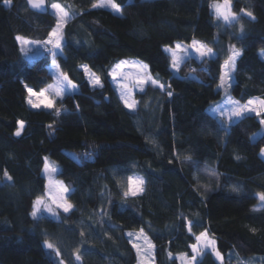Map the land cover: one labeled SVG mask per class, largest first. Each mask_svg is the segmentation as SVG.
<instances>
[{
  "label": "trees",
  "instance_id": "1",
  "mask_svg": "<svg viewBox=\"0 0 264 264\" xmlns=\"http://www.w3.org/2000/svg\"><path fill=\"white\" fill-rule=\"evenodd\" d=\"M97 1L46 0L40 14L26 0H0V264H136L127 232L138 230L154 264L191 257L202 233L221 262L205 251L194 264H264V112L228 122L208 111L225 93L239 103L264 99V0H227L237 17L230 24L214 10L219 0H112L120 14ZM52 4L69 14L56 67L77 88L34 109L27 86L38 92L52 81V55L26 58L17 37L51 40ZM192 42L213 56L190 55L173 72L164 47ZM233 48L241 54L225 91L221 69ZM126 58L144 63L157 84L134 94L133 112L110 83ZM45 158L72 206L56 219L31 217L45 194ZM134 174L142 191L125 196Z\"/></svg>",
  "mask_w": 264,
  "mask_h": 264
},
{
  "label": "rangeland",
  "instance_id": "2",
  "mask_svg": "<svg viewBox=\"0 0 264 264\" xmlns=\"http://www.w3.org/2000/svg\"><path fill=\"white\" fill-rule=\"evenodd\" d=\"M132 1L134 0H127V2H132ZM103 3H105V0H98L95 5H100ZM52 5L50 6V10L57 16L58 24H57V28H55L54 30L57 33V35L51 36V43H49L50 40L47 43H38V42H33V41H30V40H27L21 37H19L21 39H17V42L20 46L22 53L28 59L39 57L42 53H44V51L49 50V49L54 50L57 53V55L58 53H60V49L54 48V45H55L57 38H59L60 40V35H59L60 28L62 27V24L66 22V20L69 18V14L62 21L61 16L63 15V13L60 10L53 8ZM61 8L63 9L64 12H67L62 6ZM102 8L109 9L116 14L121 13V11L117 12L110 6H106ZM214 10L218 18L221 20L223 24H230L236 21L237 17L231 12L230 4L227 0H219V2L214 5ZM223 15H229L230 21H225L223 19ZM233 15L235 16V19L231 18ZM177 45L180 46L179 49L177 48ZM201 46L203 45L200 42H195V43L192 42L190 45H187L185 43H177L173 47H168V46L164 47L165 51L168 52L171 57V70L173 72L177 71L181 63L186 58H189L190 55L201 59L202 56L200 55L199 52L196 51V48H199ZM204 50H207V49L204 47ZM233 50L239 51L241 54L240 49L233 48ZM173 53H175L176 56L179 57V63L177 64L175 68L173 67ZM259 53L264 58V50L259 51ZM206 56H213V52H211V54L206 55ZM237 57L238 56L234 57V62L237 59ZM230 58H233V51L229 57V61H228L229 64L226 65V63L224 62L222 69H221L222 76H224V79H225V83H224V86L221 87V81H220L219 86L225 91H226V87L232 83L231 67L233 64H231ZM48 70L52 75V81L49 84H47L45 87H43L40 91L38 92L34 91L30 87L27 86V89H28L27 104L31 108L50 109V108L44 107L45 97H47V99L52 100L53 105H54L55 102L58 99L62 98L66 92L73 93L76 91V89L69 90L65 82L64 94L61 97L56 96L55 93L50 89V86H54L57 84L58 77L61 80H63V76L58 70V68L56 67V64L53 65V63H50ZM85 73L88 77V80L93 84L96 77L90 76L88 71H85ZM225 73H227V75H225ZM140 80H146L147 82L141 85L139 83ZM153 80L155 81L153 76L149 73L147 66L144 63L136 59H133V58L122 59L115 66H113L110 70L111 86L124 106H125L124 99H127L129 103L135 102V105H136L134 94L136 92H141L147 84L157 85V84L152 83ZM99 85H96V86H99ZM124 85H127V88H125ZM29 89H31L32 93L34 94L30 93ZM41 92H44V96L40 95ZM122 95L124 99H122ZM30 100L32 103H29ZM249 101H251L252 103H249ZM35 104H39L40 107L39 108L33 107V105ZM234 104H238L245 108L243 115L252 114V113L257 114V113L264 112V99L253 98V99L248 100L246 103H239L238 101L231 98L227 93H225L223 99L214 106V111L219 112L218 114H221V112H223L224 115L223 116L221 115V117L225 116L224 118L228 119V112L233 109ZM235 118H238V117H232V119L229 122L236 120ZM22 128L23 126L21 127V122H19L18 131H20ZM262 131L264 130L261 129L259 133H261ZM263 154L264 152H262L261 155L263 156ZM46 164L48 165L47 171H46ZM58 170H59L58 166L52 160H50L49 158L44 159L42 175L45 178V194H44V197L39 198V200H41L42 203L36 206L39 209L37 212V218L44 215L49 218L56 219L58 218V215H57L58 211H64L62 207H59V205L69 204L66 200V196L68 195L69 190L56 177V173L58 172ZM130 178L133 180H137V181H139L140 179L143 180V178L139 174L131 175L128 179V185H127V190L129 194H131L130 189H142L143 188L144 180L142 184L136 183V184L130 185L129 183ZM65 189H67V191H64ZM141 191L142 190L137 191V194L140 193ZM35 202L33 204V210H34ZM49 207L54 210L55 214L47 211ZM32 212H31V217L33 218ZM127 236L131 240L132 245L137 255L136 264H154L153 263L154 261L153 245L150 242V240L147 238V236L142 232V230L129 231L127 232ZM199 236H201V234ZM194 245L196 246V251L193 250V246H192L191 257L187 258L183 255L178 256L179 264H194L198 259H200V257L205 251H210L211 253H213L215 259L219 263L221 262L220 256L217 255L215 251L213 240L210 237H208L206 234H204L200 240H197ZM193 257H195V259H193Z\"/></svg>",
  "mask_w": 264,
  "mask_h": 264
},
{
  "label": "snow or ice",
  "instance_id": "3",
  "mask_svg": "<svg viewBox=\"0 0 264 264\" xmlns=\"http://www.w3.org/2000/svg\"><path fill=\"white\" fill-rule=\"evenodd\" d=\"M7 2H8V0H6V3ZM29 3L32 5V7L39 8L43 4V0H29ZM97 6H99V7L110 6L115 11H117V12L120 11L119 6L116 5L115 3H113L112 0H105V3H103V4L93 5V7H97ZM52 7L55 8V9L60 10L63 13V15L61 16V20L62 21L67 17L68 13L63 11V9L61 8V5L53 4ZM248 15L251 16V13H248ZM231 18L235 19V16L233 15ZM223 19L225 21H230V16L229 15H223ZM241 31H243V28L241 29ZM50 35L51 36H56L57 33L55 31H53ZM17 39H21V38L17 37ZM49 43H51V40L49 41ZM54 48H60V40H59V38H57V40L55 42V45H54ZM177 48L179 49L180 46L177 45ZM48 51L51 53V55H52V63H53V65H55L56 64V55H57V53L54 50H52V49H49ZM196 51L199 52L202 57L206 56V55H209L212 52L211 49L204 50L203 46H201L199 48H196ZM239 55H240L239 51L233 50V58H230L231 64H234V57L239 56ZM178 63H179V57H177L176 54L173 53V67L175 68ZM227 64H229V62H226V65ZM85 71H87L86 68H85ZM225 75H227V73H225ZM65 82H66V86H67V88L69 90H75L77 88V85L73 84L70 80H68L66 75L63 77V80H61L58 77L57 78V84L54 85V86H50V89L55 93L56 96L61 97L64 94ZM146 82H147L146 80H140L139 81V83L141 85H143ZM152 83L156 84V81L153 80ZM224 83H225L224 76H221V87L224 86ZM93 84H94V86L100 84V80H99L98 77L94 80ZM124 87L127 88V85H124ZM160 87L163 88V85H161ZM29 92L32 93V90L29 89ZM32 94H34V93H32ZM40 95L44 96V92H41ZM168 95L171 96L172 93L169 92ZM122 99H124L123 95H122ZM29 103H32L31 100L29 101ZM249 103H252V102L249 101ZM124 104L128 108H133L135 106V102L129 103V101L127 99H124ZM33 107L39 108L40 105L39 104H35V105H33ZM44 107L45 108H52L53 107V101L50 100V99H47V97H45ZM56 111H57V114H59V109H56ZM244 111H245L244 107H242V106H240L238 104H234L233 109L228 112V119L231 120L232 117H240V116L243 115ZM221 115L223 116L224 113L221 112ZM22 126H23V123L21 122V127ZM15 135L16 136H20L21 132L17 131L15 133ZM261 151L264 152V149H262ZM47 170H48V165L46 164V171ZM7 175H8L7 172H5V176H7ZM9 179H10V177H9ZM129 183H130V185L136 184V183L142 184L143 180L140 179L139 181H137V180H133V179L130 178ZM139 190H142V189H130L131 195H133V196L137 195V191H139ZM233 190L235 191L236 189H233ZM64 191H67V189H65ZM124 195L127 196V195H129V193L125 192ZM259 198H260L261 201H264V193L259 194ZM41 203H42V201L39 200V199L35 202L34 210L32 212V216H33L34 219L37 218V212L39 210L36 206L40 205ZM59 207H62L64 212H68L71 209L72 206L70 204H61V205H59ZM47 211L52 212L53 214H55L54 210L52 208H50V207L47 209ZM203 235L204 234L202 233L201 236L197 237V240H200ZM45 243H46L48 248H53V245L51 243H48L47 241ZM193 250L196 251V246L195 245H193ZM217 255H219V253H217ZM77 259H79V256H77ZM193 259H195V257H193Z\"/></svg>",
  "mask_w": 264,
  "mask_h": 264
},
{
  "label": "crops",
  "instance_id": "4",
  "mask_svg": "<svg viewBox=\"0 0 264 264\" xmlns=\"http://www.w3.org/2000/svg\"><path fill=\"white\" fill-rule=\"evenodd\" d=\"M254 98H256V97H254ZM251 99H253V98H251ZM214 106L215 105H212L211 107H209V109H208V111H209V113H211L213 116H216V117H221V114H218L219 112H215L214 111ZM135 108H136V105L133 107V108H128V107H126V109L128 110V111H131V112H133L134 110H135ZM215 112V113H214ZM225 117V116H224ZM235 119H237V118H235ZM227 121L229 122L230 120H228L227 119ZM260 156H261V158L264 160V154H263V156L260 154Z\"/></svg>",
  "mask_w": 264,
  "mask_h": 264
},
{
  "label": "water",
  "instance_id": "5",
  "mask_svg": "<svg viewBox=\"0 0 264 264\" xmlns=\"http://www.w3.org/2000/svg\"><path fill=\"white\" fill-rule=\"evenodd\" d=\"M26 3L28 5V8L32 11H35L37 13H45L46 12V0H43V4L39 8H34L32 5L29 3V0H26Z\"/></svg>",
  "mask_w": 264,
  "mask_h": 264
}]
</instances>
